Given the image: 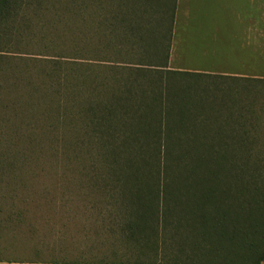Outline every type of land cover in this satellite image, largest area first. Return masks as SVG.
<instances>
[{
  "label": "rangeland",
  "instance_id": "rangeland-1",
  "mask_svg": "<svg viewBox=\"0 0 264 264\" xmlns=\"http://www.w3.org/2000/svg\"><path fill=\"white\" fill-rule=\"evenodd\" d=\"M141 1L10 0L0 10V259L65 264L134 259L128 245L121 247V229L127 211L135 210L125 202L124 184L116 180L110 156L120 140L109 147L105 141L115 140L100 135L98 123L105 115L102 103L113 102L133 77L130 70L140 67L138 49L117 54L109 44L115 31L140 44L119 20L126 6L139 8ZM245 8L255 14L245 27L232 23V48L238 31L264 32V0H236L234 19L242 20ZM220 27L221 53L227 54L226 18ZM208 36L206 49L196 41L184 60L211 73ZM177 51L174 67L183 65ZM251 66L252 76H264V55ZM231 73L244 74L243 68ZM204 81L196 93L203 98L213 92L215 99L204 96L193 115H199L201 144L221 126L235 135L224 159L216 154L206 166L221 174L226 165L232 168L235 152L262 177L253 182H264V83L211 76ZM144 84L141 80L140 88ZM171 85L183 89L187 82ZM220 180L233 185V177Z\"/></svg>",
  "mask_w": 264,
  "mask_h": 264
},
{
  "label": "trees",
  "instance_id": "trees-1",
  "mask_svg": "<svg viewBox=\"0 0 264 264\" xmlns=\"http://www.w3.org/2000/svg\"><path fill=\"white\" fill-rule=\"evenodd\" d=\"M9 1L0 0V10ZM126 7L119 23L138 35L140 44L115 31L109 45L121 54L138 49L140 67L130 70L133 77L113 102L102 103L105 115L98 125L100 135L115 140L105 141L109 147L120 140L110 156L112 172L124 184L125 202L135 210L127 211L121 229V247L128 245L134 259L111 264H264V182H253L262 177L251 172L248 158L239 161L235 152L232 168L226 165L223 173L207 167L216 154L224 159L235 135L221 126L201 144L199 115L193 116L204 96L215 99L213 92L201 98L196 89L206 77L225 76L169 69L177 0H143L139 8ZM141 80L146 87L140 88ZM183 80L186 87L171 88L172 82ZM221 177H233V185ZM186 238L193 242L185 245Z\"/></svg>",
  "mask_w": 264,
  "mask_h": 264
},
{
  "label": "crops",
  "instance_id": "crops-1",
  "mask_svg": "<svg viewBox=\"0 0 264 264\" xmlns=\"http://www.w3.org/2000/svg\"><path fill=\"white\" fill-rule=\"evenodd\" d=\"M245 0H243L244 2ZM236 0H177V11L175 16V26L173 32V41L171 46V57H170V69L177 71H188L212 74L225 77H236L240 79H264V76H252L251 75V64L253 60H261L264 55V32L259 31V34L252 35V29L237 32L234 34V48L231 46L233 24H242L244 27L247 25L249 20H253L251 13L255 14V10L249 11L244 9L240 12L242 14V20L234 19L235 12L232 8L235 7ZM227 12H224L226 11ZM224 12V13H223ZM226 13V14H225ZM263 14V11H261ZM262 16V15H261ZM226 18L228 25V51L227 54L221 53L220 47V24H223ZM239 28V27H238ZM245 30V29H244ZM209 33V37L212 39L211 43V61L213 63V70L211 73L202 69L193 67L194 65L189 62V58L184 60L189 53V49H193V43L198 41L203 49L208 46L206 40V34ZM257 41V42H255ZM197 43L195 44V47ZM179 55L182 57L180 60L181 66H173V60ZM206 51L203 50V54ZM189 53L188 55H190ZM198 53H194L196 57ZM193 55V54H192ZM207 55H210L207 54ZM205 54V56H207ZM256 57V58H252ZM224 66V67H223ZM243 68L241 75L231 73V69L235 71ZM0 264H65L58 262H45V261H23V260H10L0 259ZM87 264V263H83Z\"/></svg>",
  "mask_w": 264,
  "mask_h": 264
}]
</instances>
